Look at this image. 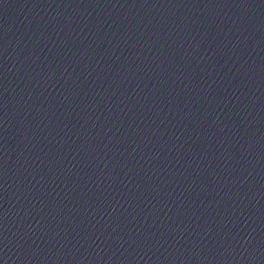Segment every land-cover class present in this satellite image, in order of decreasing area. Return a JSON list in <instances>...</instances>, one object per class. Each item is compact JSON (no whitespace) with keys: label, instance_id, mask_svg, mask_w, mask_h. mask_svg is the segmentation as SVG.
<instances>
[{"label":"water","instance_id":"95a60500","mask_svg":"<svg viewBox=\"0 0 264 264\" xmlns=\"http://www.w3.org/2000/svg\"><path fill=\"white\" fill-rule=\"evenodd\" d=\"M0 264H264V0H0Z\"/></svg>","mask_w":264,"mask_h":264}]
</instances>
